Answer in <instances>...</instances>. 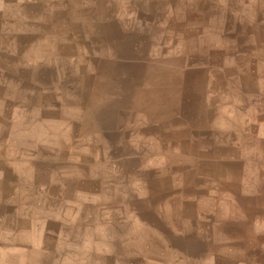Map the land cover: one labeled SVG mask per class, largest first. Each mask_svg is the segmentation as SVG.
Instances as JSON below:
<instances>
[{
  "label": "rangeland",
  "instance_id": "1",
  "mask_svg": "<svg viewBox=\"0 0 264 264\" xmlns=\"http://www.w3.org/2000/svg\"><path fill=\"white\" fill-rule=\"evenodd\" d=\"M17 251L264 264V0H0V264Z\"/></svg>",
  "mask_w": 264,
  "mask_h": 264
},
{
  "label": "crops",
  "instance_id": "2",
  "mask_svg": "<svg viewBox=\"0 0 264 264\" xmlns=\"http://www.w3.org/2000/svg\"><path fill=\"white\" fill-rule=\"evenodd\" d=\"M17 252L19 253L18 256H17V261L19 262V264H20V262H23L25 260H30V262H31V260H33L27 254H25L24 252H19V251H17Z\"/></svg>",
  "mask_w": 264,
  "mask_h": 264
}]
</instances>
